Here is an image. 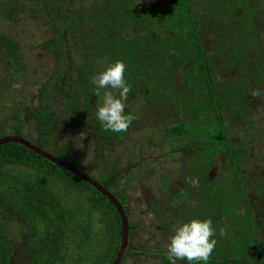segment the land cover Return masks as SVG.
I'll list each match as a JSON object with an SVG mask.
<instances>
[{
	"label": "rangeland",
	"instance_id": "374dc122",
	"mask_svg": "<svg viewBox=\"0 0 264 264\" xmlns=\"http://www.w3.org/2000/svg\"><path fill=\"white\" fill-rule=\"evenodd\" d=\"M122 1L0 0V37L16 44L12 56L0 43V137L14 135L20 125L23 138L96 181L110 179L109 188L126 211L127 250L145 251L125 252L122 264H170L147 252L166 254L174 226L205 217L212 220L217 240L207 264L212 257L264 264V0H190L221 107L241 116L236 122L228 114L227 130L259 228L258 250L252 248L253 225L232 166L196 153L185 147L186 139L166 132L179 122L191 124V104L200 108L199 121L214 117L205 88L187 63V35L170 29L174 1L126 0L131 18L146 7L152 17L156 8L164 17L163 28L155 22L156 27L136 29L114 15L112 7ZM165 6L171 11L164 16ZM117 60L126 64L131 87L125 111L136 117L125 133L103 129L96 118L103 91L96 96L90 82ZM177 144L185 149L175 151ZM38 168L42 194L51 180L69 184L79 194L82 220L92 216L94 222L79 223L70 238L65 231L74 220L72 209L57 199L47 201L61 226L41 237L35 220L40 202L28 197L25 184L1 173L0 264H52L63 246L73 250L74 264L108 260L117 245L115 211L49 162L40 160ZM93 241L96 250L81 262Z\"/></svg>",
	"mask_w": 264,
	"mask_h": 264
},
{
	"label": "trees",
	"instance_id": "16d2710c",
	"mask_svg": "<svg viewBox=\"0 0 264 264\" xmlns=\"http://www.w3.org/2000/svg\"><path fill=\"white\" fill-rule=\"evenodd\" d=\"M173 1L174 2H173L172 11L171 8L165 6L163 8L162 13L165 16L166 14H169V12L171 11V13L173 14V18H171V22L169 18L165 17L167 19L166 21L170 22L171 27H174V29L173 28L170 29L174 31L178 30V32L181 35L182 34L187 35L186 50L189 59L187 63L190 66L189 68L192 76L200 83L202 87L205 88L207 94L206 96L208 98V106L213 109L214 117L212 121H205V122L199 121V119L202 118L201 116H199L200 108L191 104L189 105L188 110L195 115V117L190 120L191 124L187 125L185 122H179V124L167 127L166 132L169 135L177 136V138L186 139L187 143H184L186 144L185 147L187 145L190 146L191 148L193 147L196 153L208 154V156H210L209 158H212L215 155V159L216 158L220 159L223 162L227 163V165L232 166L236 176V181L240 186L239 187L240 191L242 192V197L244 199L248 220L253 225L252 228L254 231L252 232L250 239L251 244L253 245L252 248L258 250L259 246L260 245L262 246L261 241L259 239V228L258 225H256L255 218L251 216V210L248 206V196L243 182V175L242 172L240 171L239 165L237 164V159L235 158V154L237 151L230 135H228V130H227L226 117L228 116V114L230 115L228 116V118L231 121L232 120L235 121L236 119L241 120L239 118L241 116L237 112H235L234 111L235 109L233 108L224 110L226 112L225 113L221 107L220 100L217 96L214 85L212 84L213 83L212 70L208 65V58L205 54L201 40L198 35V31H197L198 24H196L193 15L191 13L190 0H173ZM117 3L115 6L112 7L114 15L117 14L116 16L118 17L119 21L120 22L126 21L127 25L129 26H134L133 24H136V27L134 26L135 29L138 28L139 25H146L147 27L150 26L156 27L155 25L152 24L153 23L155 24V22H159V25L163 23L164 17L161 15L160 13L161 11H159L158 8H156V10H153L154 17L151 16V14L153 13L152 9L146 7V9L138 11L136 13L135 18H131L133 17V15L132 16L130 15L132 11L131 8L129 7V3L126 0H123L120 4ZM132 10L134 11V7H132ZM150 18L152 23L149 24ZM163 27L164 24H162V28ZM0 43L4 48V50L9 55L15 56L16 44L13 41L5 37H0ZM181 51L183 53L184 50H180V52ZM259 73L261 74L260 70L257 71L256 76ZM144 89L147 95L151 93L150 89L146 87ZM14 132H15L14 135L22 137L20 125H16L14 127ZM32 144L44 150V148H42L40 144L38 143L36 144L32 143ZM184 149H183V145L181 146V144H177L175 147V151H179V150L181 151ZM40 160L49 162L52 166L57 167L60 170H63L66 173H68L73 178V180H77L83 183L85 186L92 188L99 196V198L103 202L110 205V207L115 211L114 207L108 202V200L104 195H102L99 191L95 190L91 185L84 182L79 177L73 175L66 169L54 165L50 161L46 160L41 156H38L33 151H30L29 149L18 143L9 142L3 144L0 146V174L1 173H6L7 175L9 174L13 179L14 178L17 179L22 185L25 184L24 186L28 187L27 188L28 189L27 193L29 195L28 197L33 199L34 201L40 202L37 203L38 205H40V210L35 214V220H36L37 232L39 233V235H41V237L47 238L56 227L61 226L58 219L48 210L49 207L46 206L47 201H53L57 199V202L61 203L64 206L68 205V207L72 209L71 215L73 216L74 220L73 222H71V224L68 225V228H66L65 231L66 235L68 237L70 236V238L73 236V234H75L78 231L79 223L82 224L87 223L88 225H90L94 222L95 217L91 216L87 220H82L81 213H79V211H81V206H79L77 203V201L79 200V196H78L79 194H77L76 191L69 188V184L63 181L60 182L57 180H51L50 185L49 187H47V190L45 192L46 194H42V192L45 190V187H44V179L42 173L38 168V162ZM97 182L101 184L103 187H105V189L109 190L111 194L122 205V202L119 199V197L109 188L111 183L110 179L103 181L99 180ZM40 188H42V190H40ZM124 212L126 215L125 209ZM115 213H116V223L118 224L117 245L107 255L108 260L105 259V261H102L101 264H111L116 258L119 250L120 219L116 211ZM204 219H206V217ZM88 245H89V250L85 254L84 258L81 260V262H86L88 258H90L93 255L94 251L96 250L95 241L89 243ZM128 251H130V253L132 254L145 253L143 249H137L135 250L136 252H134L132 249H128L126 253H128ZM147 253L159 256L164 261V263H169L166 254L152 253L150 251ZM73 256H74V252L73 250L71 251V249L68 246L60 247L57 251L56 258L52 264H74V260H72ZM122 261L120 264H122ZM211 263L212 264H247L239 260H224V259H216L215 257H212ZM248 264H256V263H248Z\"/></svg>",
	"mask_w": 264,
	"mask_h": 264
},
{
	"label": "clouds",
	"instance_id": "9594fccd",
	"mask_svg": "<svg viewBox=\"0 0 264 264\" xmlns=\"http://www.w3.org/2000/svg\"><path fill=\"white\" fill-rule=\"evenodd\" d=\"M125 72L126 64L117 60L91 78L94 94L100 96L103 91V102L97 108L96 118L105 131L125 133L136 119L125 111L131 91ZM253 95L258 96L260 92L254 91ZM190 183L194 187L199 186L197 179H192ZM214 235L211 219H192L174 226L173 235L166 246L168 261L170 264H177L178 260H186L188 264H207L217 244V240L213 239ZM220 235H225L223 228L220 229Z\"/></svg>",
	"mask_w": 264,
	"mask_h": 264
},
{
	"label": "water",
	"instance_id": "95a60500",
	"mask_svg": "<svg viewBox=\"0 0 264 264\" xmlns=\"http://www.w3.org/2000/svg\"><path fill=\"white\" fill-rule=\"evenodd\" d=\"M9 142L13 143H18L30 151H33L35 154L38 156H41L45 158L46 160L50 161L56 166L62 167L72 173L73 175L79 177L82 179L84 182L88 183L91 185L95 190L99 191L102 195L106 197L108 202L114 207L115 211L117 212L119 219H120V246L119 250L117 253L116 258L111 264H120L122 261V258L127 250V241H128V221L127 217L125 215L124 209L120 202L111 194V192L105 187H103L101 184H99L95 179L90 177L89 175L83 173L79 169H77L75 166H73L70 163H67L63 159L42 150L40 147L32 144L30 141L13 135V136H5V137H0V146Z\"/></svg>",
	"mask_w": 264,
	"mask_h": 264
}]
</instances>
